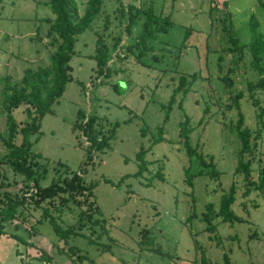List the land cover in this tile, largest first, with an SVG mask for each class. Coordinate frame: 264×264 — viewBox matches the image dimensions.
<instances>
[{
	"label": "rangeland",
	"instance_id": "1",
	"mask_svg": "<svg viewBox=\"0 0 264 264\" xmlns=\"http://www.w3.org/2000/svg\"><path fill=\"white\" fill-rule=\"evenodd\" d=\"M46 1L0 0V102L7 79L12 84L26 68L50 64L52 50L46 38L36 37L48 29L45 18L53 17ZM76 1L83 14L88 0ZM121 2L171 17V27L149 38L152 49L140 60L136 58L140 49L133 46L143 19L126 34L125 17L116 18ZM251 18L264 35V6L258 0H103L92 25L77 36L71 78L63 94L30 137L31 152L47 169L42 185L80 171L85 183L93 184L92 198L99 211L80 230L84 235L69 241L81 253L98 264H202L225 259L264 264V191L254 189L245 196L246 180L235 172L240 148L235 125L240 117L244 125L260 132L257 139L251 137L253 153L245 154L252 161L253 181L259 183L264 171V116H258L264 88H256L254 94L247 90L248 81L264 76V53L260 73L247 48L241 58L239 52L225 49L230 46L226 41L230 28L240 43L250 39ZM96 32L109 46L120 36L114 51L109 48L113 71L108 77L98 76L91 58ZM115 52L125 57H115ZM193 74L197 78L192 82ZM180 75L189 77L187 92L180 90L168 110ZM239 92L236 107L231 97ZM23 108L20 104L12 111L19 124L26 118ZM78 112L95 116L102 135L110 136L108 145L90 153L91 160L86 138L74 128ZM185 116L188 142L196 149L192 156L179 135ZM0 134L7 136L1 107ZM140 150L142 157L137 158ZM5 151L0 140V155ZM199 156L206 162L212 159L219 175L210 177L212 168L201 164ZM142 162L145 167L138 173ZM0 171L8 190L21 195L22 176L6 165ZM232 183L236 194L231 208L239 221L224 222L217 206L222 190ZM31 205L24 210L25 222L13 220L5 227L30 245L1 235L0 264H76L60 252L48 222H37L40 211ZM52 214L62 226L73 225L80 209L68 202ZM41 251L51 263L39 258Z\"/></svg>",
	"mask_w": 264,
	"mask_h": 264
},
{
	"label": "trees",
	"instance_id": "2",
	"mask_svg": "<svg viewBox=\"0 0 264 264\" xmlns=\"http://www.w3.org/2000/svg\"><path fill=\"white\" fill-rule=\"evenodd\" d=\"M103 0H88L83 14L79 13V8L76 0H48L53 17L45 18L48 24V29L43 36L36 37L44 40L46 38V45L52 50L50 56V64L45 66H38L36 68H26L21 79L14 83H10L7 79L3 86V99L0 102L1 112L6 113L7 136L0 134V140L5 146V153L0 155V167L2 165L8 166L14 173L22 176V194L8 190V182L5 175L0 171V237L7 234V236L30 245L26 239L17 233H7L5 227L7 223L13 220L20 219L25 222L27 217L24 210L32 204V208L39 210L38 223L48 222L56 237V246L60 248L62 254L67 255L76 264H98L92 260L87 254L81 253V250L76 245L70 244V239L77 236H83L81 229L88 223H92V216L99 211L96 202L92 198L93 184H86L82 177V172L72 173L70 176L54 177L49 184L42 185V179L46 178L47 169L37 160L38 156L31 152L32 141L30 137L39 131L40 120L42 116L52 111L51 105L57 102L64 92L66 83L71 78L72 66L70 60L73 57L74 44L77 36L88 29L95 17L98 15ZM258 3L264 6V0H258ZM121 8L116 10V18L118 21L124 17L126 22L124 24V32L131 33L134 25L140 22L141 31L139 32L136 42L133 47L140 49L136 58L140 60L147 51L152 49L148 45L149 38L155 37L159 32H166L172 25L170 15H156L151 9H142L131 2L126 4L120 3ZM212 17V14H211ZM109 19L107 18L104 28H108ZM250 27L252 35L245 43H240L234 30H228V39L226 40L230 46L229 51H236L242 57V51L247 48L251 56V64L260 73H263V68L260 64L262 54L264 53V35L257 30L258 23L254 18H251ZM190 34V31H186ZM97 38L95 42V51L91 58L95 60L96 71L98 76L108 77L113 71L109 65L111 62L110 49H114L120 43V36L114 40L112 46H109L103 40V34L95 33ZM115 57H125V53L115 52ZM221 57H219L220 59ZM196 75L191 76V81L196 79ZM230 84V79L223 77V80ZM189 77L187 75H180L179 85L172 92L168 106L170 110L174 103L175 95L180 91L182 94L187 92V83ZM264 88V76L260 77L255 82L248 81L247 90L249 94H254L255 89ZM183 89V90H182ZM241 93H234L232 95V102L236 106ZM20 104L24 105L23 113L26 118L22 123H18L12 111ZM180 105V104H179ZM237 107V106H236ZM258 115V114H257ZM264 116V107L261 108L259 115ZM167 118V115L165 116ZM78 122L74 128L82 131L86 138L88 147V159L91 160L90 153L94 150L102 149L108 145L110 136L102 135V131L96 126V117L93 115L85 116L78 112ZM188 117L185 116L184 121L179 123V135L185 138V145L187 146V154L189 156L196 155V149H193L188 142L189 128L187 127ZM259 123V122H258ZM236 135L238 137L240 148L237 154V165L235 172L242 175L245 182V196L249 195L254 189L263 190L264 171H260V182L256 183L252 179L251 159H245V154L252 152L251 137L257 139L260 132L249 128L243 124V119L240 117L237 120ZM20 137L17 143V137ZM253 146H256L253 143ZM143 150L137 153V158L142 157ZM253 153V152H252ZM40 155L39 153H36ZM200 157V156H199ZM212 158V157H211ZM200 162L204 166L212 168L210 177L215 178L219 175V171L214 169L213 161L210 159L206 162L203 157H200ZM258 162V159H257ZM144 162L141 163L140 171L144 169ZM28 193V195H25ZM236 185L230 184L228 189L222 190L218 203V214L224 222L239 221V217L233 212L231 205L235 199ZM71 202L75 207L80 209V216L73 225L62 226L56 221L52 211H60V208ZM62 244V247L60 245ZM39 258L51 263V257L44 251H41ZM21 264H30L22 262ZM202 264H236L227 259L221 262H203Z\"/></svg>",
	"mask_w": 264,
	"mask_h": 264
}]
</instances>
